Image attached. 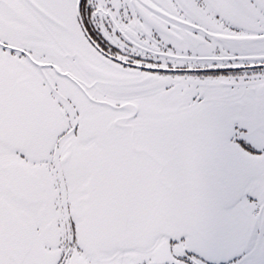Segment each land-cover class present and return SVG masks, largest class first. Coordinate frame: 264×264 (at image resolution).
<instances>
[{"label":"snow or ice","instance_id":"obj_1","mask_svg":"<svg viewBox=\"0 0 264 264\" xmlns=\"http://www.w3.org/2000/svg\"><path fill=\"white\" fill-rule=\"evenodd\" d=\"M0 264H264V0H0Z\"/></svg>","mask_w":264,"mask_h":264}]
</instances>
